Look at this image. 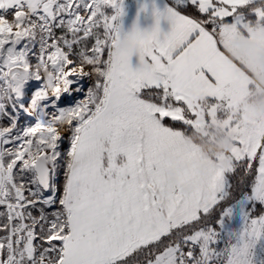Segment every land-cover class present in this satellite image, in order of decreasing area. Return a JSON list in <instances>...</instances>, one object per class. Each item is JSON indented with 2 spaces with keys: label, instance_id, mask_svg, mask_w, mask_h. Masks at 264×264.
I'll list each match as a JSON object with an SVG mask.
<instances>
[{
  "label": "snow or ice",
  "instance_id": "6c2138e0",
  "mask_svg": "<svg viewBox=\"0 0 264 264\" xmlns=\"http://www.w3.org/2000/svg\"><path fill=\"white\" fill-rule=\"evenodd\" d=\"M152 14L125 30L124 0H0V264H264V118L225 57L264 0ZM208 126L227 151L189 143Z\"/></svg>",
  "mask_w": 264,
  "mask_h": 264
},
{
  "label": "crops",
  "instance_id": "0c3cea01",
  "mask_svg": "<svg viewBox=\"0 0 264 264\" xmlns=\"http://www.w3.org/2000/svg\"><path fill=\"white\" fill-rule=\"evenodd\" d=\"M166 3V0H124L125 15L122 18L123 27L125 30H128L132 27L134 23H138L142 29L150 30L155 24V17L152 14L153 6L157 9L163 10V7ZM147 5V10L141 12V5ZM160 30L161 34H166L171 31V23L166 19L160 20ZM261 33H264L262 31ZM260 35L258 38L253 39L252 37L241 34L237 36L233 41H231L228 49L225 52V57L229 64H232L238 70V75L248 82L247 95L242 99L241 106L245 103L251 104L256 101L259 97L254 95V87L258 86L261 90H264V86L257 76V71L260 68L264 67V62L260 60L264 59V36ZM259 48V49H257ZM253 49V52L252 50ZM256 61L259 65H251L249 62ZM132 67L135 68L138 66V57L132 58ZM263 81V80H262ZM264 82V81H263ZM262 90V91H263ZM208 126L203 128L205 132H213V128ZM193 141H189L192 143ZM202 149L200 146H198ZM203 150V149H202ZM170 165L173 164L174 173L177 176L180 172L185 169L184 161L180 159H172L169 161ZM171 175V172H170Z\"/></svg>",
  "mask_w": 264,
  "mask_h": 264
},
{
  "label": "rangeland",
  "instance_id": "374dc122",
  "mask_svg": "<svg viewBox=\"0 0 264 264\" xmlns=\"http://www.w3.org/2000/svg\"><path fill=\"white\" fill-rule=\"evenodd\" d=\"M257 49H259V48H257ZM251 50L253 52V49H251ZM262 50L264 51L263 47H262ZM261 61L264 62V59L260 60L258 63L260 64ZM249 63L251 65L258 66V63L256 61H252V62H249ZM257 72H258L257 76L260 78L259 80H261V82H263L264 81V67L260 68L259 71H257ZM262 84L264 86V83H262ZM254 89H255V91H254L255 93H253L254 95H256V96L258 95L257 97L264 96V90L263 89H262L263 90L262 91L261 88L260 89L258 88V86H256V88H254ZM242 108L244 109V113H243L244 119H246V121H247V123L249 125L256 123L261 118H264V112L257 113L254 110V108H253V103H251V104L245 103V105H243ZM213 129L216 130V131H220L219 129H215V128H213ZM196 132L200 133L201 135L207 136L208 137L207 141L212 142V143L220 142V141L225 140V139H227L229 141V143H230V136H228L226 134H224V138L221 139V138L217 137L218 135H215L214 132L213 133L211 131L205 132L203 130V128L197 130ZM210 150L212 151V150H214V148L213 149L211 148ZM170 172H171V175H170ZM165 177H166V179L168 180L169 183L174 182V180L176 178V175L174 173L173 164L170 165L169 162H168V166L165 169ZM243 203H245V202L241 201V204H243ZM231 223H233V225L235 227H239L240 226L238 218L234 219ZM258 256H264V253H258Z\"/></svg>",
  "mask_w": 264,
  "mask_h": 264
},
{
  "label": "trees",
  "instance_id": "16d2710c",
  "mask_svg": "<svg viewBox=\"0 0 264 264\" xmlns=\"http://www.w3.org/2000/svg\"><path fill=\"white\" fill-rule=\"evenodd\" d=\"M256 88V87H254ZM255 91V89H254ZM213 132L215 133V135H218L217 137L223 139L224 138V133L220 132V131H216V130H213ZM212 132V133H213ZM208 137L207 136H204V135H201L200 133L198 132H193L192 135H191V141L195 142L198 146H200L204 151H207V152H218L216 150V145L219 143V142H215V143H212V142H209L207 141ZM213 149L214 150H210V149Z\"/></svg>",
  "mask_w": 264,
  "mask_h": 264
},
{
  "label": "clouds",
  "instance_id": "9594fccd",
  "mask_svg": "<svg viewBox=\"0 0 264 264\" xmlns=\"http://www.w3.org/2000/svg\"><path fill=\"white\" fill-rule=\"evenodd\" d=\"M261 35L264 36V33H261ZM253 108L257 113L264 112V96L259 97L256 101L253 102ZM229 147H230V143L227 139H225V140L220 141L216 145V150L217 151H227Z\"/></svg>",
  "mask_w": 264,
  "mask_h": 264
}]
</instances>
